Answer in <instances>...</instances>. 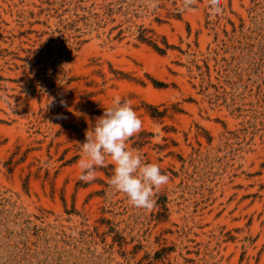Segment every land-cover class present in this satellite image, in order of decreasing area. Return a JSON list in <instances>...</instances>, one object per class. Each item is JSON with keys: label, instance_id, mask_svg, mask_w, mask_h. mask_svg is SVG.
Wrapping results in <instances>:
<instances>
[{"label": "rangeland", "instance_id": "obj_1", "mask_svg": "<svg viewBox=\"0 0 264 264\" xmlns=\"http://www.w3.org/2000/svg\"><path fill=\"white\" fill-rule=\"evenodd\" d=\"M209 4L0 0V264H264V0ZM116 100L172 181L151 211L110 158L79 180Z\"/></svg>", "mask_w": 264, "mask_h": 264}, {"label": "clouds", "instance_id": "obj_2", "mask_svg": "<svg viewBox=\"0 0 264 264\" xmlns=\"http://www.w3.org/2000/svg\"><path fill=\"white\" fill-rule=\"evenodd\" d=\"M196 0H183L187 11L194 10ZM212 16H222L224 0H210ZM143 121L128 101L113 102L98 117L86 139L81 144L84 157L79 161L81 175L85 183L96 178V169L110 158L114 165L109 181L112 190L124 193L131 206L151 211L155 208V194L168 188L172 181L162 173L161 168L152 163H144L142 156L127 147L130 138L142 131Z\"/></svg>", "mask_w": 264, "mask_h": 264}, {"label": "trees", "instance_id": "obj_3", "mask_svg": "<svg viewBox=\"0 0 264 264\" xmlns=\"http://www.w3.org/2000/svg\"><path fill=\"white\" fill-rule=\"evenodd\" d=\"M139 40L143 43H147L151 46H153V48L160 54L165 55L167 54L168 49H170V46L165 42V48H162L161 46H159L156 42H154L151 38L147 37V33L146 31H142L140 36H139ZM163 114H158L157 116L153 115V117H160Z\"/></svg>", "mask_w": 264, "mask_h": 264}]
</instances>
